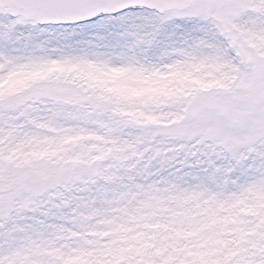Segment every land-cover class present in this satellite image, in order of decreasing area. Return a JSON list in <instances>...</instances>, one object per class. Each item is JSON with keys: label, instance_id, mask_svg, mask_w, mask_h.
Returning a JSON list of instances; mask_svg holds the SVG:
<instances>
[{"label": "snow or ice", "instance_id": "1", "mask_svg": "<svg viewBox=\"0 0 264 264\" xmlns=\"http://www.w3.org/2000/svg\"><path fill=\"white\" fill-rule=\"evenodd\" d=\"M0 264H264V0H0Z\"/></svg>", "mask_w": 264, "mask_h": 264}]
</instances>
